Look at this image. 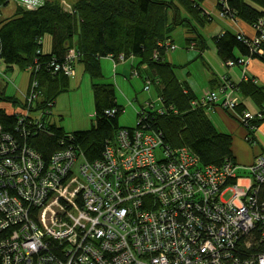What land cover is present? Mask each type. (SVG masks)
<instances>
[{"label": "built area", "instance_id": "1", "mask_svg": "<svg viewBox=\"0 0 264 264\" xmlns=\"http://www.w3.org/2000/svg\"><path fill=\"white\" fill-rule=\"evenodd\" d=\"M9 1L26 10L45 2ZM218 2L227 9L226 0ZM253 25V38H237L262 54L264 17ZM249 58L224 64L244 65ZM76 59L73 50L50 66L71 77ZM151 82L145 79V91ZM38 85L31 79L22 111L16 112L22 136L29 133L27 123L39 126L51 114L32 110ZM235 90L236 84L224 80L218 90L190 102L203 108L219 104L244 125L263 119V110H237ZM158 99V107L152 101L141 106L136 124L117 129L94 160L70 144L44 162L0 127V264H264V152L247 167L243 183L233 161L202 165L190 147H171L160 131L142 124L145 110L162 111Z\"/></svg>", "mask_w": 264, "mask_h": 264}, {"label": "trees", "instance_id": "2", "mask_svg": "<svg viewBox=\"0 0 264 264\" xmlns=\"http://www.w3.org/2000/svg\"><path fill=\"white\" fill-rule=\"evenodd\" d=\"M58 2L45 0L34 10L17 7L12 16L2 17V8L9 0H0V61L7 68L32 67L30 78L38 81L41 92L33 111L51 109L55 97L68 88L69 76L54 71L50 66L52 62H63L74 50L85 71L97 78L101 76L100 57L109 55L118 59L123 54L124 58L137 59V67L147 65V78L156 84L163 102L161 112L154 108L145 110L146 118L142 122L145 127L160 131L163 141L171 147L187 145L202 165L234 162L231 135L219 132L203 107L191 105L190 101L196 96L185 90L176 77L175 66L164 60V44L172 41L174 28L188 26V31L199 36L192 18L199 23L208 20L200 7L201 0H75L68 12ZM217 5L226 16L252 25L264 17V0H226L227 9L220 2ZM181 9L186 12L185 16ZM46 34L52 38L49 53H44L41 46ZM186 40L196 41L197 38ZM214 44L224 63L235 60L236 52L264 62V40L260 44L262 54L251 52L250 47L230 31L216 35ZM91 86L95 110L89 129L69 132L43 115L41 125L27 123L29 133L22 136L16 113L0 106L1 130L34 148L44 162L49 161L55 150L70 144L78 145L87 160L100 158L106 141L123 127L118 123L123 108L116 102L113 85L93 83ZM236 88L264 106V89L252 80L240 81ZM3 89L5 85L0 82V102L20 103L17 98L6 95ZM112 108L116 110L114 114L105 113ZM259 121L252 120L246 125L249 142L254 141L253 129ZM67 133L72 135L70 139L64 138Z\"/></svg>", "mask_w": 264, "mask_h": 264}, {"label": "crops", "instance_id": "3", "mask_svg": "<svg viewBox=\"0 0 264 264\" xmlns=\"http://www.w3.org/2000/svg\"><path fill=\"white\" fill-rule=\"evenodd\" d=\"M217 4H218V0H201L200 7L202 8L203 13L208 16V20H206L204 23H199L192 18V22L195 26L194 28H196L199 36H196L195 32L188 31L187 28L188 26L185 27L184 25L177 26L176 28L182 27L184 29V43L186 45V49H188L189 52H182L179 58L175 60V58H173L172 56H167L168 53H166L165 51L164 60L168 61L169 63L175 66L174 71L178 81L185 86L186 91L195 95L196 97L201 96V94L207 90H218L220 86L223 84L224 80H227L234 84H237L240 81L252 80L253 83L257 84L258 86L264 89V62L260 61L257 58H249L244 65L235 64L232 66H226L222 61V59L219 58L216 52V48H214L215 47L214 37L216 35H219L225 31H230L236 35L243 34V36L253 38L256 35V29L254 25L240 18L219 16L220 11L218 9ZM14 11H15V7H14ZM13 13L7 15L6 17L12 16ZM181 14L185 16L186 12L183 9H181ZM174 29L172 33L174 32ZM172 33H171V40H172L171 42H173ZM188 37L191 38L195 37L197 38V40L188 42L186 40V38ZM49 49H51V46ZM42 51L44 53L50 52V50L44 51L43 47H42ZM235 55L237 57H242V55H240L238 52H236ZM109 64L112 65L113 71L115 72L113 74L115 76L111 78L112 81L110 82L101 81L104 67L107 68ZM136 64H137V59L135 58L133 59V57H128L125 60H115L109 55L103 56L99 58L101 76L97 78H92L88 74V72L85 71V67L83 63L78 62L77 64H75V74L69 77L67 90L60 93L57 97H55L53 107L51 108V114L46 116L47 118L46 120L56 124L57 126L62 127V129L65 128L64 120L62 119L63 118L62 113L64 111L63 110L64 108H63V104L60 107L59 100L61 97L69 96L68 92L72 88L77 89L81 81L84 79L85 74L88 75V77L86 78L89 79L90 86L93 85V83H100V84L108 83L113 85L115 88V85L117 84L116 76L119 75L126 77L127 75L132 74L133 69L137 70L136 76H139L142 80H145L147 78V76L149 75L148 72L149 68L147 67V65L144 63L137 67ZM192 65H197L200 68L199 70H201L202 73L201 79L198 80L195 77H193L191 71L189 70ZM13 67L7 69L13 70ZM105 71L107 72V69ZM25 81L26 82H25V87L23 88V92L17 90V92L19 93V97L18 95H10L20 100V103L17 104L13 110H11L15 113L22 111L21 110L23 107L22 99L26 93L27 90L26 88L28 87L29 76L26 77ZM157 92L158 90L156 88V93ZM232 95L239 102V105L237 106L238 111L245 109L255 113L257 111L263 110L264 113V106L261 107L259 103H257L250 96L245 95L239 89L236 88V90L232 93ZM116 102L119 105H121L118 102L117 98H116ZM240 106L242 109H240ZM204 110L210 121L213 123L214 127L219 132L228 133L231 135L232 137L231 148L234 157V163L237 165L236 174L238 175V181L240 183H243L246 178L247 167L252 163V161L254 160L257 154L264 152V117L263 119H260L256 128L253 129L254 141L249 142L247 140V135H248L247 126L244 125L243 122L241 123L240 121H238V119L232 113V111L231 112L225 111V109L222 106L220 107V105L216 103H212L206 106ZM93 122H94V113H93V119L90 120V127L92 126ZM87 129H89V127ZM72 131H77V130H72Z\"/></svg>", "mask_w": 264, "mask_h": 264}, {"label": "rangeland", "instance_id": "4", "mask_svg": "<svg viewBox=\"0 0 264 264\" xmlns=\"http://www.w3.org/2000/svg\"><path fill=\"white\" fill-rule=\"evenodd\" d=\"M75 0H59L58 3H60L61 7L64 10H68L72 8V3ZM14 7L17 8L18 6L15 5L12 1H9L6 6L2 8V16L6 17L7 15H10L14 11ZM220 14V13H219ZM221 16V15H219ZM173 42H170V44H174L175 48L170 49L169 47L166 50L167 56H172L173 58L178 59L180 54L182 52H189L188 49H186V45L184 43V29L182 27H178L174 29V32L172 33ZM51 36L50 35H44L42 38V47L43 50H50V44H51ZM123 59H115V60H125ZM78 63V59H76L74 63V69L75 64ZM107 69V72L105 71ZM200 68L197 65H192L189 69L196 79L202 78V73ZM0 82L5 85L7 95H18L19 93L17 90H20V92H23V88L25 87V80L26 77L29 76L28 81V87L31 83V70L29 68H26L21 70L17 68L16 66L13 67V70L7 69L5 63L3 61H0ZM129 72V71H128ZM137 70L133 69L132 74L127 75L126 77L117 75V84L115 85L116 89V98L118 102L123 106V111L119 115L118 123L121 126H134L136 124V114L138 109L145 105L146 102L152 101L151 104L154 105V107H158L161 105L160 100L158 99L159 95L156 93V84H151L149 89L145 91L144 84L145 80H142L139 76H136ZM113 73V67L111 64L108 65V67H104L103 76L101 81L110 82L112 81L111 78L115 76ZM75 74V71H74ZM109 76V77H108ZM88 75L85 74L84 79L81 81L80 85L77 87V89H71L68 93L69 96H64L60 98L59 105L63 104V120L64 125L67 131L72 130H83L90 127V120L93 119V113H94V98L92 93V88L89 84V79H87ZM72 82V81H71ZM113 83V82H112ZM26 88V89H27ZM28 90V89H27ZM26 90V93H27ZM23 96L24 97L26 96ZM41 95V92H40ZM136 95V96H135ZM145 97V98H143ZM143 98V99H142ZM142 99V100H141ZM0 106L4 107L5 110L8 112H12L11 110L14 109L16 104L9 103V102H0ZM53 107V106H52ZM50 107V108H52ZM51 111V109H50ZM91 112V115H90ZM229 192H226L223 197L227 199L229 197Z\"/></svg>", "mask_w": 264, "mask_h": 264}]
</instances>
